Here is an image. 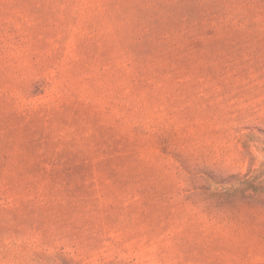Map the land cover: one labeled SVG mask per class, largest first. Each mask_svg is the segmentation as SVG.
Masks as SVG:
<instances>
[{
    "label": "rangeland",
    "instance_id": "obj_1",
    "mask_svg": "<svg viewBox=\"0 0 264 264\" xmlns=\"http://www.w3.org/2000/svg\"><path fill=\"white\" fill-rule=\"evenodd\" d=\"M0 264H264V0H0Z\"/></svg>",
    "mask_w": 264,
    "mask_h": 264
}]
</instances>
